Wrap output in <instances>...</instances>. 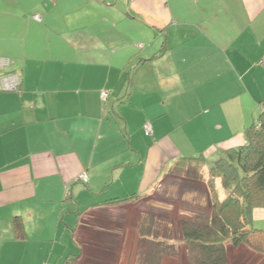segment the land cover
<instances>
[{
    "label": "crops",
    "instance_id": "0c3cea01",
    "mask_svg": "<svg viewBox=\"0 0 264 264\" xmlns=\"http://www.w3.org/2000/svg\"><path fill=\"white\" fill-rule=\"evenodd\" d=\"M262 100L264 0H0V264H91L102 246L163 264L153 223L106 221L167 177L208 195L169 168L246 144Z\"/></svg>",
    "mask_w": 264,
    "mask_h": 264
},
{
    "label": "trees",
    "instance_id": "16d2710c",
    "mask_svg": "<svg viewBox=\"0 0 264 264\" xmlns=\"http://www.w3.org/2000/svg\"><path fill=\"white\" fill-rule=\"evenodd\" d=\"M245 135L246 144L224 150L211 165L200 154L179 157L169 168L170 174L190 179L204 180L207 174L210 208L205 215H196L195 222L180 220L184 243L196 250L193 264H227L229 246L243 245L264 256V226L258 228L254 221L255 209H264V100L260 102L258 117L245 129ZM221 190L225 191L223 198ZM132 199L114 198L110 202ZM193 202L206 205H202L199 197ZM14 228L18 237L24 236L20 217L15 218Z\"/></svg>",
    "mask_w": 264,
    "mask_h": 264
},
{
    "label": "rangeland",
    "instance_id": "374dc122",
    "mask_svg": "<svg viewBox=\"0 0 264 264\" xmlns=\"http://www.w3.org/2000/svg\"><path fill=\"white\" fill-rule=\"evenodd\" d=\"M57 16V15H55ZM54 16V21L57 22L58 17ZM17 85V84H16ZM15 85V86H16ZM12 89H15L11 87ZM9 90H12V89ZM5 89H8L6 87ZM208 167L205 166V172L207 173ZM205 178H207V174L205 175ZM202 179H194L197 181H202L203 185L208 188L206 180ZM173 177H167L159 188V184L155 186L154 190L150 192L148 195H144L134 201H132V206L135 207V211L129 210V214L126 213L125 209H120V211L115 212L114 216L109 214L106 215L108 218L107 223L108 225H111L114 227L113 223L110 222H117V221H123L125 218L128 217L130 225L126 228L128 232L134 227L132 225V222H136V218L139 217V225L138 232H149L152 231L151 224L158 229L159 235L161 239H164L165 243V252L170 253L168 255V259H165L163 264H193V254L196 252L193 248H188L187 244L184 243L182 232L180 228V220L181 218L191 219L195 222L196 215H205V212L209 209V203L207 202L210 196L209 191L208 195L206 193L200 194V192L203 190L202 185L194 184L191 181L188 180H180L179 183L173 182ZM202 189V190H201ZM190 191L195 194L197 192V196L199 198L203 197V200L205 201V206H200V204H192V195H190ZM221 198L225 197V191L221 190L220 194ZM202 205H204V202H201ZM151 206H157V211H154L151 209ZM207 206V210H206ZM138 210V211H137ZM174 210V212H173ZM173 212L170 214L169 212ZM178 211V212H177ZM154 212V213H153ZM175 217V220L173 218ZM199 217V216H198ZM101 218V217H100ZM102 219V218H101ZM175 222V223H174ZM256 226L258 228H262L264 226L263 220L257 221ZM264 228V227H263ZM114 232H117L121 234V230H115ZM155 232V230H154ZM154 235V234H152ZM118 234L113 233L112 237L117 238ZM160 239V240H161ZM112 243V241L110 242ZM161 246V245H159ZM112 249H108L105 247H100L99 252L100 258L99 260L90 261L88 263L91 264H109L110 262H113L111 251ZM228 263L227 264H264V256L256 254L254 251L250 250L246 246H239L237 248H231L228 250ZM172 257V258H171ZM87 263L82 262L81 264Z\"/></svg>",
    "mask_w": 264,
    "mask_h": 264
},
{
    "label": "built area",
    "instance_id": "2783aa9c",
    "mask_svg": "<svg viewBox=\"0 0 264 264\" xmlns=\"http://www.w3.org/2000/svg\"><path fill=\"white\" fill-rule=\"evenodd\" d=\"M37 19H39V16L37 15L36 16ZM20 81H19V78L17 76H8L6 78H4L2 80V85L1 87L2 88H6L8 87V89H10L11 87L13 88H17V86L19 85ZM17 84V85H16ZM16 85V86H15ZM12 89V88H11ZM101 96H102V99L103 100H107V97H108V92L107 91H102L101 93ZM148 130L149 129V126L146 127ZM79 179L83 180L84 182L87 181V174L86 173H82L79 177Z\"/></svg>",
    "mask_w": 264,
    "mask_h": 264
}]
</instances>
